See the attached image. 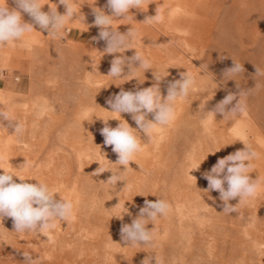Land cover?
Masks as SVG:
<instances>
[{
    "label": "rangeland",
    "instance_id": "obj_1",
    "mask_svg": "<svg viewBox=\"0 0 264 264\" xmlns=\"http://www.w3.org/2000/svg\"><path fill=\"white\" fill-rule=\"evenodd\" d=\"M71 2L85 19L73 17L56 39L34 25L23 38L27 43L0 47V109L23 126L19 135L24 163L29 164L22 169L26 182L47 183L58 192L57 199L73 202L74 216L59 222L48 236H10L0 226V264L25 261L23 252L40 264H142L148 256L155 264V255L163 264H264V187L238 213L230 214L223 213L218 191L204 192V173L218 159L244 148L238 137L260 153L250 176L264 180V76L255 75V67L264 70V0H147L144 11L131 9L133 17L114 20L113 27L121 33L131 27L138 33L133 47L151 61L154 71L168 72L160 82L162 96L180 73L190 71L196 79L195 90L178 102L170 126L153 132L151 141L141 131L146 146L127 171L112 164L117 154L104 144L102 119L115 118L107 101L121 89L152 86L153 70H140L137 79L128 81L106 76L115 56L131 57L135 49L103 54L106 41L98 38L93 8L111 15L107 0ZM7 3L16 7L13 0ZM41 4L46 12L56 6L60 14L66 11L59 0ZM158 6L164 21L144 24ZM22 16L32 22L27 14ZM232 59L242 63L245 72L225 81L223 73L233 66ZM128 72L125 66L124 74ZM241 90L247 93L245 114L201 119L204 102L203 111H211L227 94ZM121 116L137 128L130 114ZM147 118L153 119L152 114ZM118 123L108 120L111 127ZM4 124L7 130L0 128V140L13 144L15 122ZM100 166L109 170L94 175ZM111 171L124 181L106 184ZM158 197L171 204V211L147 225L154 228L152 245L128 247L121 238L122 225L131 224L146 199L155 202ZM124 202L130 214L114 217L122 211L115 206ZM229 203L237 204L238 198Z\"/></svg>",
    "mask_w": 264,
    "mask_h": 264
},
{
    "label": "clouds",
    "instance_id": "obj_2",
    "mask_svg": "<svg viewBox=\"0 0 264 264\" xmlns=\"http://www.w3.org/2000/svg\"><path fill=\"white\" fill-rule=\"evenodd\" d=\"M146 2L147 0H107V7L111 10V15L106 14L100 8H93L94 26L100 29L98 38L106 41L103 54H123L127 50L135 49L133 43L139 38L138 33L132 27L126 33H121L113 27V22L118 17H123V19L133 17L130 14L131 9L144 11ZM13 3L16 5L15 8H9L7 0L0 2V47L27 43L23 38L26 33L34 31V25L46 30L47 36L56 39L62 34L65 25L73 17L82 16L83 21L85 19L80 14V9L78 11L77 6L71 0H59V3L65 7L64 14L57 11V6L55 8L50 7L47 12L43 11L44 5L41 4V0H13ZM22 14H27L32 22L24 21ZM163 21L164 15L158 6L156 14L146 16L143 23L152 25ZM93 39L97 38L94 37ZM135 62H138V67L133 66ZM125 66L129 69L126 75L124 74ZM92 68L93 72L97 71L96 65H92ZM255 68L256 76H264V70ZM150 69L153 70L151 61L142 52L135 49V53L131 57L115 56L106 76L128 81L133 78L137 79L140 70H143L144 74ZM244 72V65L233 60V66L224 70L223 77L225 81L235 80L234 77ZM167 75L168 72L162 74L160 71L153 70L155 83L152 86L136 91L121 89L118 94L107 101L111 108V111L108 112L114 114L115 118L102 119L105 126L101 129V135L104 137V144L111 146L112 151L117 154V161L112 164L123 166L124 171L132 168L130 163H136L137 154L144 151L146 145L141 139V131L151 141L153 132L166 128L175 121L178 102L185 100L190 92L195 90V76L186 70L180 73V79L169 83L167 95L162 96L160 82ZM246 95L244 90L239 91L238 94L230 92L213 110L207 112L203 111L206 103L204 102L203 105H200L201 119L203 121L215 119L217 113L223 115V120L245 114L247 105L243 97ZM229 105L232 106L229 108ZM123 113L131 115L137 128L131 127L122 118L121 114ZM149 114H152L153 119L147 118ZM110 119L118 120V125L116 127L109 126L108 120ZM4 121H7L9 126H13V122H15L14 133L19 134L23 131L22 124L16 120L11 112L0 109V126L4 127ZM236 141L242 142L244 148L218 159L211 170L204 173V178L208 181V187L204 192H219V199L223 202V213L225 214L238 213L241 206L255 199L261 188L264 187V180L259 176L256 179H252L250 176V173L254 171L253 162L260 158V153L245 138L238 137ZM211 154H215V152ZM202 162L196 164L192 170L198 169ZM27 167L29 164L26 161L20 166V169ZM0 169L3 170V173L0 174V222L5 217L11 218L14 232L48 236L56 229L59 222H67L73 218V202L60 196L57 199L56 194L58 192L47 183L36 179V183H29L26 182L29 179L18 175L15 171ZM106 170L109 169L100 166L93 174L98 175ZM190 176L196 181L195 177ZM14 177H18L21 182H16ZM117 181L124 180L120 175L112 172L106 184L115 186ZM128 187L130 189V186ZM237 198V204L229 203V201ZM124 205L125 202L115 206L121 207L122 211L119 216L114 217L123 219L122 214H130ZM170 211L171 204L166 199L158 197L155 202L146 199L144 206L139 209L138 216L132 220L131 224L122 225L120 230L122 240L127 242L128 247L131 248L152 245L155 232L154 228L149 229L147 225L150 223L154 225L158 218L166 217ZM23 256L25 257V264H36V260L32 258L30 253L23 252ZM152 259V256H148L142 261V264H151ZM154 259L155 264H163L161 257L155 255Z\"/></svg>",
    "mask_w": 264,
    "mask_h": 264
},
{
    "label": "bare ground",
    "instance_id": "obj_3",
    "mask_svg": "<svg viewBox=\"0 0 264 264\" xmlns=\"http://www.w3.org/2000/svg\"><path fill=\"white\" fill-rule=\"evenodd\" d=\"M146 83H149L148 81ZM0 128H3L2 131L5 133L7 130L6 124H4V127L0 126ZM2 133V134H3ZM4 136H0V139H2ZM3 141L0 140V165L5 170L15 171L18 175L24 176L22 169H20V166L24 164L25 162V152L24 147L22 143H24V140L22 136L19 134H16L15 136V142L13 144L7 143L3 144ZM3 173V170L0 169V174ZM14 180L16 182H21L18 177H14ZM2 229H4L10 236H13L16 234L14 232V226L13 221L11 218L5 217L3 221L0 223ZM42 261H36V264H40ZM44 264H58L57 261H43ZM9 264H25V261H8ZM88 264V263H87ZM99 264V263H95Z\"/></svg>",
    "mask_w": 264,
    "mask_h": 264
}]
</instances>
